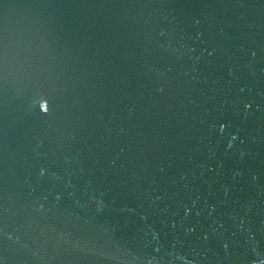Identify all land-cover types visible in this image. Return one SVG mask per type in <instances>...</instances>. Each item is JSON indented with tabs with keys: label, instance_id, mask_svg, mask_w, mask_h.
Listing matches in <instances>:
<instances>
[{
	"label": "water",
	"instance_id": "water-1",
	"mask_svg": "<svg viewBox=\"0 0 264 264\" xmlns=\"http://www.w3.org/2000/svg\"><path fill=\"white\" fill-rule=\"evenodd\" d=\"M0 264H264V0H0Z\"/></svg>",
	"mask_w": 264,
	"mask_h": 264
},
{
	"label": "snow or ice",
	"instance_id": "snow-or-ice-1",
	"mask_svg": "<svg viewBox=\"0 0 264 264\" xmlns=\"http://www.w3.org/2000/svg\"><path fill=\"white\" fill-rule=\"evenodd\" d=\"M221 127H223V125H221Z\"/></svg>",
	"mask_w": 264,
	"mask_h": 264
}]
</instances>
